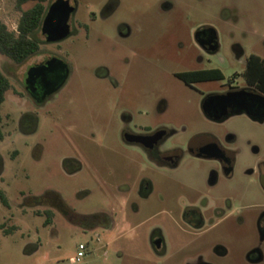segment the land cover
Masks as SVG:
<instances>
[{"label": "rangeland", "instance_id": "obj_1", "mask_svg": "<svg viewBox=\"0 0 264 264\" xmlns=\"http://www.w3.org/2000/svg\"><path fill=\"white\" fill-rule=\"evenodd\" d=\"M17 1L0 0V21L10 31L32 5ZM73 1L74 32L40 44L21 65L0 55L11 84L0 105V264H70L79 244V264H199L220 242L232 250L220 264H245L247 240L230 236L226 224L214 220L190 236L169 220L178 184L205 186L213 163L184 155L176 167H160L129 141L162 129L165 151L209 136L235 157L232 176L214 194L227 195L233 207L264 204V120L231 113L215 121L202 108L219 85L241 80L249 55L264 61V0ZM198 26L216 32L212 56L190 48ZM46 51L66 65L67 77L52 92L28 94L26 67ZM192 69H218L224 79L189 88L172 77ZM154 232L164 238L160 259L148 245Z\"/></svg>", "mask_w": 264, "mask_h": 264}, {"label": "flooded vegetation", "instance_id": "obj_2", "mask_svg": "<svg viewBox=\"0 0 264 264\" xmlns=\"http://www.w3.org/2000/svg\"><path fill=\"white\" fill-rule=\"evenodd\" d=\"M57 1L59 0L45 5V12L41 23L38 29L31 34V38L34 41H36V33L41 34L43 40L41 42L36 41L39 45H43L47 42L48 44H56L57 41H48V38L56 36V30L59 28L58 21L62 27L64 25L66 26L67 35L74 32L73 21L71 19L73 11L63 23H61L62 18L59 16L55 24L43 25V19L48 9ZM62 1H68L69 6L75 8L73 0ZM110 3L114 4L116 1L110 0ZM78 26L81 27L79 24ZM52 30L53 32H50ZM128 34L129 31L125 30V32L120 33V36L123 39L128 36ZM188 36L190 48L197 53L202 52L204 55L212 56L218 48L216 32L208 26H198L194 30V34ZM176 41L175 44L178 45L179 48L183 47L182 43ZM46 52H48V56L26 67L22 85L25 92L28 94L33 90L39 92H52L67 77L68 72L66 65L52 55V52ZM38 53L39 51L29 59L35 57ZM52 60L55 61L47 66V63ZM196 61H201L199 55L196 57ZM246 61L244 62V71L241 74V80H238L237 75L233 76L224 84L218 86L219 91L207 94L202 108L204 114L209 119L220 121L228 114L242 113L255 122L264 120V105L260 103L261 98H259L264 97V94H262L246 77ZM28 71H32L30 76L27 75ZM213 71H219L223 78L213 79V75L207 74V72ZM172 77L189 88L194 87V85H206L224 79L223 74L218 69L178 71L172 73ZM242 107H246L251 113L248 114L241 111ZM205 109L207 112H205ZM214 113L217 114L216 116L218 117H213L215 116ZM147 131L148 132L144 135H135L131 137L129 142L139 145L145 152L150 163L159 165L160 167L168 166L174 168L184 155L192 159L210 161L213 163L212 169L206 175L205 186L200 187L201 189H197V187L191 184H178L182 191L172 200V206L174 207L172 210L173 216H170L169 220L174 222V224H182L180 228L183 231L187 230L190 236L200 235L206 230L204 229L205 225L212 223L214 220H216L214 225L226 224L228 226L227 232L230 236L237 237V235H240L247 240L246 246L242 250L245 264L261 263L264 257V204L256 202L233 207L227 195L217 197L214 194L218 185L222 182H227L232 176L235 162L234 154L229 151L226 146L206 135L193 138L184 148L159 151V146L165 140L168 132L162 129H158L154 132H149L150 130ZM254 152H257V148L255 147ZM143 189L145 188L142 186V192H144ZM260 190L264 194V174L260 177ZM237 230L241 232L236 234ZM148 245L155 257L160 259L164 256L166 251L164 238L159 232H154L151 235ZM183 248L184 246H180L177 252L181 251ZM231 251V246L224 245L221 242L217 243L212 249L211 257L199 264H220L221 260L229 257ZM236 263L237 262H235V264Z\"/></svg>", "mask_w": 264, "mask_h": 264}, {"label": "trees", "instance_id": "obj_3", "mask_svg": "<svg viewBox=\"0 0 264 264\" xmlns=\"http://www.w3.org/2000/svg\"><path fill=\"white\" fill-rule=\"evenodd\" d=\"M48 0H18V5L31 2L28 9L21 12L16 30L10 31L6 25L0 21V55L16 65L26 62L31 56L39 51V44L31 38V34L36 31L41 23L45 12V3ZM246 77L255 87L264 94V61L254 55H250L245 66ZM213 75V79H222L219 71L207 72ZM11 90L8 78L0 70V105L5 101L6 94ZM2 119L0 116V140L3 138L1 131ZM5 204V200L1 197ZM50 214H47L45 224L49 223Z\"/></svg>", "mask_w": 264, "mask_h": 264}, {"label": "water", "instance_id": "obj_4", "mask_svg": "<svg viewBox=\"0 0 264 264\" xmlns=\"http://www.w3.org/2000/svg\"><path fill=\"white\" fill-rule=\"evenodd\" d=\"M73 7L69 6L68 1H62L59 0L57 2H55L47 11L44 19H43V25H49V24H55L57 22V17L61 16L62 21L61 23L65 22L68 19L69 14L73 11ZM58 29L56 30V36L50 37L48 38V41H59L61 39H63L64 37H66L67 33H66V26L64 25L63 27L61 26L60 22L58 21ZM50 32H53L50 31ZM55 61V60H54ZM53 60L47 63V66L51 65L53 62ZM32 73V71H28V76H30V74ZM260 99V103H262V105H264V97H259ZM211 104V103H209ZM241 111H244L246 113H251V111L249 109H247L246 107H242ZM205 112H207V110L205 109ZM215 116L213 117H218L216 116L217 114L214 113Z\"/></svg>", "mask_w": 264, "mask_h": 264}, {"label": "built area", "instance_id": "obj_5", "mask_svg": "<svg viewBox=\"0 0 264 264\" xmlns=\"http://www.w3.org/2000/svg\"><path fill=\"white\" fill-rule=\"evenodd\" d=\"M85 247L82 244H79L77 247V253L76 256L73 258H70L69 263L70 264H79L80 258L84 256Z\"/></svg>", "mask_w": 264, "mask_h": 264}]
</instances>
